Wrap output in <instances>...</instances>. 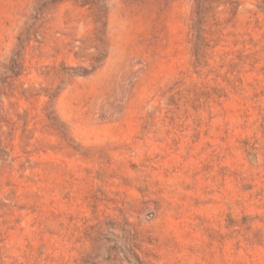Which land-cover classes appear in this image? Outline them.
<instances>
[{"label":"rangeland","instance_id":"rangeland-1","mask_svg":"<svg viewBox=\"0 0 264 264\" xmlns=\"http://www.w3.org/2000/svg\"><path fill=\"white\" fill-rule=\"evenodd\" d=\"M0 264H264V0H0Z\"/></svg>","mask_w":264,"mask_h":264}]
</instances>
